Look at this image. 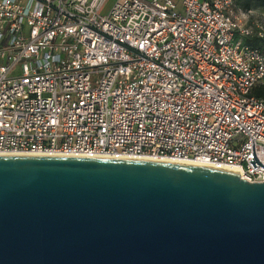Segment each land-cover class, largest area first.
Instances as JSON below:
<instances>
[{
	"label": "built area",
	"instance_id": "built-area-1",
	"mask_svg": "<svg viewBox=\"0 0 264 264\" xmlns=\"http://www.w3.org/2000/svg\"><path fill=\"white\" fill-rule=\"evenodd\" d=\"M260 84L264 11L236 0H0V155L169 161L263 182Z\"/></svg>",
	"mask_w": 264,
	"mask_h": 264
},
{
	"label": "water",
	"instance_id": "water-1",
	"mask_svg": "<svg viewBox=\"0 0 264 264\" xmlns=\"http://www.w3.org/2000/svg\"><path fill=\"white\" fill-rule=\"evenodd\" d=\"M0 264H264V181L169 161L0 155Z\"/></svg>",
	"mask_w": 264,
	"mask_h": 264
},
{
	"label": "trees",
	"instance_id": "trees-1",
	"mask_svg": "<svg viewBox=\"0 0 264 264\" xmlns=\"http://www.w3.org/2000/svg\"><path fill=\"white\" fill-rule=\"evenodd\" d=\"M238 6L242 9H256L260 11H264V0H236ZM249 44H252L247 39ZM254 45V44H253ZM254 96L264 99V85H257L252 89L251 92Z\"/></svg>",
	"mask_w": 264,
	"mask_h": 264
},
{
	"label": "crops",
	"instance_id": "crops-1",
	"mask_svg": "<svg viewBox=\"0 0 264 264\" xmlns=\"http://www.w3.org/2000/svg\"><path fill=\"white\" fill-rule=\"evenodd\" d=\"M248 40H249L250 43H252V45H253V44H254V45L258 44V41H257V39H255V38H249Z\"/></svg>",
	"mask_w": 264,
	"mask_h": 264
},
{
	"label": "bare ground",
	"instance_id": "bare-ground-1",
	"mask_svg": "<svg viewBox=\"0 0 264 264\" xmlns=\"http://www.w3.org/2000/svg\"><path fill=\"white\" fill-rule=\"evenodd\" d=\"M228 170L233 171V172H236V170H234V169H228Z\"/></svg>",
	"mask_w": 264,
	"mask_h": 264
}]
</instances>
